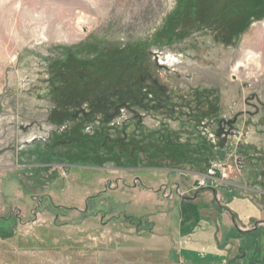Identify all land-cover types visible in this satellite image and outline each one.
I'll return each mask as SVG.
<instances>
[{
    "label": "rangeland",
    "instance_id": "obj_1",
    "mask_svg": "<svg viewBox=\"0 0 264 264\" xmlns=\"http://www.w3.org/2000/svg\"><path fill=\"white\" fill-rule=\"evenodd\" d=\"M220 164L264 208V0H0V264H214L133 187Z\"/></svg>",
    "mask_w": 264,
    "mask_h": 264
},
{
    "label": "crops",
    "instance_id": "obj_2",
    "mask_svg": "<svg viewBox=\"0 0 264 264\" xmlns=\"http://www.w3.org/2000/svg\"><path fill=\"white\" fill-rule=\"evenodd\" d=\"M152 172L153 183L133 187L144 194L152 189L151 205L160 212L157 219L151 216V235L144 239L148 250L169 249L174 245L190 262L224 264L236 254L238 245L255 237L256 224L264 227L260 201L263 193L255 182H245L239 172H231V180L227 174L226 178L216 177L199 188L184 183L190 175L195 183L203 174H186L175 169ZM162 209L170 213L166 222L161 218L166 213Z\"/></svg>",
    "mask_w": 264,
    "mask_h": 264
},
{
    "label": "built area",
    "instance_id": "obj_3",
    "mask_svg": "<svg viewBox=\"0 0 264 264\" xmlns=\"http://www.w3.org/2000/svg\"><path fill=\"white\" fill-rule=\"evenodd\" d=\"M227 174H228L227 167L223 164L210 167L206 170V172L203 175L197 177L194 186L196 188L205 187L208 185L209 180L217 179L216 177L226 178Z\"/></svg>",
    "mask_w": 264,
    "mask_h": 264
}]
</instances>
